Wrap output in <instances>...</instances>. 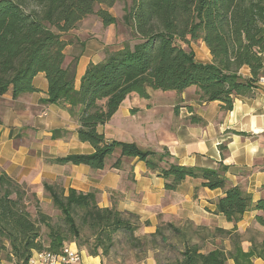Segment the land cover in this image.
<instances>
[{"label":"trees","instance_id":"obj_1","mask_svg":"<svg viewBox=\"0 0 264 264\" xmlns=\"http://www.w3.org/2000/svg\"><path fill=\"white\" fill-rule=\"evenodd\" d=\"M131 2L123 19L138 42L107 52L98 64H89L76 89L75 66L63 64L66 42L61 36L92 15L103 26L116 24L117 20L100 8H111L115 0H0V97L10 88L13 100L37 92L33 79L44 75L47 97L40 104L57 105L66 111L77 122L78 141L94 150L89 155L48 159L50 164L103 170L106 159L118 150L113 168L120 167L122 158L137 159L145 163L149 173L159 174L167 191H175L187 178L201 181V186L209 190H222L223 196L214 203V214L233 224L229 231H217L229 241V249L218 247L202 253L194 239L202 242L208 237L201 236L197 227L189 221L165 222L161 217L154 233L136 236L142 226H150L148 221L142 222L138 215L119 211L114 205L100 208L96 191L66 190L59 180L43 181L42 195L47 194L62 216V234L48 223L46 215L37 212L33 217L28 211L26 191L33 185L17 182L1 172L0 263L27 264L34 252L59 253L68 243L81 250L85 230L94 239L88 251L93 257H98V250L106 254L113 246V237L121 235L136 252L137 261H145L150 251L156 264H254L256 259L264 260V232L254 228L237 231V224L250 211L259 212L254 221L264 228V197L253 202L241 186H228L223 175L225 167L208 169L169 163V153L109 141L97 130L111 120L130 94L148 99L149 89L182 94L195 87L199 103L217 101L224 112L233 109L235 98L251 96L256 80L264 73V0ZM177 41H201L211 62H197L193 51L177 46ZM244 68L249 70V77L241 74ZM188 121L191 125L201 123L197 116ZM67 135L64 130H53L51 139ZM42 226L48 229L46 246ZM243 242L250 244L246 251Z\"/></svg>","mask_w":264,"mask_h":264},{"label":"crops","instance_id":"obj_2","mask_svg":"<svg viewBox=\"0 0 264 264\" xmlns=\"http://www.w3.org/2000/svg\"><path fill=\"white\" fill-rule=\"evenodd\" d=\"M108 12L112 14L111 9ZM61 38L66 42L63 64L75 66L76 89L89 64L100 63L106 50H120L124 43L116 24L103 26L94 16L86 17ZM207 54L205 60L196 61L210 63L211 56ZM241 74L250 76L246 68ZM33 86L37 92L23 94L15 100L11 88L0 97V173L35 186L37 195L43 193V181L59 180L66 190L71 188L82 193L94 190L101 208L114 205L119 211L148 221L150 226L145 227L142 234L154 233L159 217L176 224L189 221L198 228L199 234L206 233L208 237L202 242L194 239L202 253L218 247L229 249V241L217 231H229L233 224L222 215L214 214V203L223 196L222 190H209L201 186V181L187 178L175 191H167L159 174L149 173L145 163L137 159L124 158L118 169L110 171L106 163L104 169L98 171L84 165L48 163V159L89 155L94 150L89 144L78 141L77 122L66 111L57 105L40 104V100L47 97L43 74L33 79ZM183 105L180 100L179 109L175 110V106L155 102L151 97H128L111 120L97 130L109 141L135 143L144 151L169 153L166 159L169 163L208 169L225 167L223 175L228 186H241L252 196L253 202L263 198L264 90L255 87L251 96L235 98L229 112L222 111L217 101L199 103L194 100L185 105L187 108ZM43 111L45 116L41 115ZM194 116L201 119V123L189 124L188 119ZM53 130H64L68 135L53 140ZM256 215L259 212H246L237 224V231L243 233L254 228L264 232V228L255 224ZM249 246L248 242L242 243L245 251ZM87 258L85 261L81 257L80 264L101 263L99 257ZM142 264H156L153 252H149ZM254 264H264V260L256 259Z\"/></svg>","mask_w":264,"mask_h":264},{"label":"rangeland","instance_id":"obj_3","mask_svg":"<svg viewBox=\"0 0 264 264\" xmlns=\"http://www.w3.org/2000/svg\"><path fill=\"white\" fill-rule=\"evenodd\" d=\"M132 5L131 0H115V3L111 8H107L105 6L100 7L103 10L111 9L113 17L117 20L116 26L118 34L121 35L124 39V43L122 44V48L129 45L130 47L133 46L138 42V39L133 34L132 30L125 24L124 22V15L125 13L130 9ZM99 8V9H100ZM98 9V8H97ZM96 18L95 15H92ZM98 18V17H97ZM99 19V18H98ZM175 44L181 48H183L186 51L192 50L195 56V60H205L207 57L208 50L205 47L204 43L202 44L201 41H190L189 44L182 43L180 41L175 42ZM107 52H111L110 50L105 51V55ZM210 55V54H209ZM149 97H151L155 102H162L167 103L172 106H175V110L179 109V101L181 100L186 105L190 101L197 100V96L195 95L196 88L190 87L188 90H185L182 94L179 93H172V92H160V91H151L150 89L147 90ZM128 97L132 98H138V96L135 93L130 94ZM127 97V98H128ZM140 98V97H139ZM185 105H183L185 108H187ZM182 106V107H183ZM162 153V152H157ZM119 158V151L117 150L113 155L106 159V167L110 171L111 169H114L112 166L115 163V161ZM124 158L121 159V163ZM125 161V160H124ZM162 165V164H160ZM163 166V165H162ZM28 190L26 191V198H28V201L30 203V207L28 211L30 214L35 217L37 212L43 213L48 217V223H50L51 226H53L55 229L59 228L61 233H65V225L62 220L61 214L52 206L51 201L48 199L47 194L44 195H37V192L35 191L33 186H28ZM94 191V190H93ZM32 194L36 196L34 198ZM97 202L98 206H100L99 197L97 195ZM142 221V220H141ZM144 222V221H142ZM145 227H141L136 233V236H142V231ZM48 229L45 226H42V240L44 241V245L46 246L48 244L47 239ZM203 237H206V233H201ZM84 237V246L81 247V257L83 260L88 261L89 250L92 249L94 244V239L91 236V233L85 230L83 232ZM73 244V243H71ZM76 245V244H75ZM77 247V245H76ZM152 252V251H150ZM98 257L100 258L101 263L100 264H142L144 260L137 261V254L134 250H132L128 244L124 242V238L121 235H117L113 237V246L109 248L108 252L105 254L101 250L97 251ZM149 255V252L147 256ZM93 257V256H90ZM138 257H141L140 255ZM81 261L79 262V264ZM0 264H13L8 263L6 261H2Z\"/></svg>","mask_w":264,"mask_h":264},{"label":"built area","instance_id":"obj_4","mask_svg":"<svg viewBox=\"0 0 264 264\" xmlns=\"http://www.w3.org/2000/svg\"><path fill=\"white\" fill-rule=\"evenodd\" d=\"M256 88L264 90V73L258 77L255 83ZM42 116L46 112L41 113ZM82 251L75 244H64L59 253L48 251L34 252L27 261V264H79Z\"/></svg>","mask_w":264,"mask_h":264}]
</instances>
